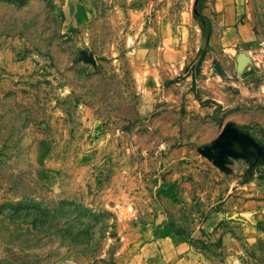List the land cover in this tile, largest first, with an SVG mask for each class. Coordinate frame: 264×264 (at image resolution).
<instances>
[{
  "label": "rangeland",
  "instance_id": "1",
  "mask_svg": "<svg viewBox=\"0 0 264 264\" xmlns=\"http://www.w3.org/2000/svg\"><path fill=\"white\" fill-rule=\"evenodd\" d=\"M203 3L0 0V264H264V76Z\"/></svg>",
  "mask_w": 264,
  "mask_h": 264
},
{
  "label": "crops",
  "instance_id": "2",
  "mask_svg": "<svg viewBox=\"0 0 264 264\" xmlns=\"http://www.w3.org/2000/svg\"><path fill=\"white\" fill-rule=\"evenodd\" d=\"M201 15L235 48L264 42V0H204Z\"/></svg>",
  "mask_w": 264,
  "mask_h": 264
},
{
  "label": "built area",
  "instance_id": "3",
  "mask_svg": "<svg viewBox=\"0 0 264 264\" xmlns=\"http://www.w3.org/2000/svg\"><path fill=\"white\" fill-rule=\"evenodd\" d=\"M245 54L251 66L264 76V42L246 48Z\"/></svg>",
  "mask_w": 264,
  "mask_h": 264
}]
</instances>
